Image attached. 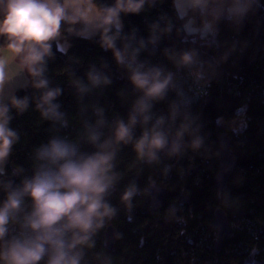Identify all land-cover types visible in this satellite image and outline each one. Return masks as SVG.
<instances>
[{
    "label": "trees",
    "instance_id": "16d2710c",
    "mask_svg": "<svg viewBox=\"0 0 264 264\" xmlns=\"http://www.w3.org/2000/svg\"><path fill=\"white\" fill-rule=\"evenodd\" d=\"M114 2L97 0L106 5ZM173 3L146 0L140 13H122L117 47L123 49L127 43L130 50L139 48L138 62L172 75L166 95L152 102L148 127L163 117L161 128L170 137L181 125H187L188 131L180 138L183 145L178 152H158V159L151 162L139 159L134 148L143 132L139 123L133 143L118 146L113 169L117 179L106 197L116 214L92 236L90 246H80V264H251L248 260L253 255L254 264L264 260V0H253L240 18L225 15L219 19L196 13L180 19ZM190 20L200 29L210 22L215 33L190 34L185 27ZM60 42L68 47L62 50ZM52 51L44 75L50 88L61 89L54 102L68 123L62 126L42 117L36 107L42 90L32 87V78L16 89L18 98H29V107L23 113L15 108L10 111L9 126L19 139L0 182H11L13 187L34 175L36 149L54 136L78 143L82 152H94L86 139V125L95 126L103 118L102 139L109 138L114 122H127L134 102L142 95L132 84L128 69L116 62L113 51L101 47L99 35L85 39L68 33L64 26ZM184 53L193 55L192 63H180ZM93 68L110 83L93 87L87 75ZM76 80L90 90L81 94ZM98 108L103 110L102 117ZM224 134L229 136L235 165L227 187L219 191L216 177ZM197 138L201 144L194 148ZM133 184L137 192L129 207L122 197ZM151 185L167 190L161 209L153 207L146 193ZM6 197L0 184V204ZM24 206L30 211V198H25ZM217 209L227 214L231 226V236L219 253ZM109 225L117 231L112 251L106 248ZM19 231V223H10L6 239ZM47 259L39 264H47Z\"/></svg>",
    "mask_w": 264,
    "mask_h": 264
},
{
    "label": "clouds",
    "instance_id": "9594fccd",
    "mask_svg": "<svg viewBox=\"0 0 264 264\" xmlns=\"http://www.w3.org/2000/svg\"><path fill=\"white\" fill-rule=\"evenodd\" d=\"M145 2L115 0L114 4L106 5L97 0H0V38L4 41L0 44V175L19 139L9 126L10 111L15 108L23 113L29 107L27 96L20 99L13 94L8 103L4 101L8 86L23 72L30 74L32 87L42 90L36 103L42 117L67 126L60 105L54 102L61 89L50 88L44 75L47 58L53 55V43L62 37V27L85 39L99 35L101 47L113 51L116 62L128 69L132 84L142 93L134 102L128 121L114 122L109 138L102 139L103 118L95 126L86 125V139L96 149L94 152H82L78 143L54 136L36 149L34 175L25 178L18 187L0 182L7 192L0 204V264H39L45 257L47 264H80L83 256L80 246H90L92 236L106 219L116 214L106 197L117 179L113 169L118 146L133 143L138 123L143 126L142 135L134 141L139 159L157 160V153L168 146L169 133L161 128L164 118H158L150 128L148 125L152 102L166 95L172 82L171 73L164 75L163 69L146 68L138 62L139 48L130 50L127 43L123 49L117 47L123 29L121 14L140 13ZM252 3L253 0H174L173 6L180 19L189 13L219 19L225 15L240 18ZM204 28L211 31L212 24L206 23ZM192 60L191 53H184L180 63L190 64ZM87 75L93 87L110 83L95 68ZM74 83L81 94L90 90L80 80ZM96 111L103 116L102 109ZM187 131L188 126L181 125L175 136L181 138ZM200 144L197 138L192 146ZM178 151L179 144L173 143L171 153ZM136 192L133 184L123 194L122 199L129 202V207ZM26 197L31 199L30 211L24 206ZM13 222L19 223L20 231L6 239Z\"/></svg>",
    "mask_w": 264,
    "mask_h": 264
},
{
    "label": "water",
    "instance_id": "95a60500",
    "mask_svg": "<svg viewBox=\"0 0 264 264\" xmlns=\"http://www.w3.org/2000/svg\"><path fill=\"white\" fill-rule=\"evenodd\" d=\"M173 143L179 144V149L183 145L180 138H177L176 136H172L169 138L168 146L165 147L163 150H160L159 153L161 155H165L166 153H168V151L171 150V146ZM234 165H235V157L231 149V142L229 136L227 134H224L222 137L220 168L216 177V187L219 191H223L227 187L234 173ZM146 193L150 197L151 203L154 208L161 209L165 205L168 196L167 190L165 188L158 187L156 185H151L147 189ZM214 217L218 230L216 250L217 253H219L224 243L231 236V226L227 214L222 209H217L215 211ZM105 239H106L107 250L112 251L117 239V231L112 225H109L107 227L105 232Z\"/></svg>",
    "mask_w": 264,
    "mask_h": 264
},
{
    "label": "rangeland",
    "instance_id": "374dc122",
    "mask_svg": "<svg viewBox=\"0 0 264 264\" xmlns=\"http://www.w3.org/2000/svg\"><path fill=\"white\" fill-rule=\"evenodd\" d=\"M188 27H187V31L190 33V34H198V33H203L202 35H204V36H208V35H211V34H213V33H215V29L213 28V26H212V30L211 31H206L205 30V28L203 27L202 29H200L199 27H196L194 24H193V21L192 20H190L189 22H188ZM202 31V32H201ZM59 46H60V48L62 49V50H65L67 47H68V45H67V43H62V42H60L59 43ZM19 87H22V86H19ZM24 87V86H23ZM5 101V103L6 102H8L9 100L6 98V100H4ZM7 161H8V159H7ZM7 163V162H6ZM5 163V164H6ZM4 167H5V165H4ZM248 262L249 263H251V264H254V263H256L257 262V259L254 257V255L248 260ZM258 263H260V264H264V260H260V261H258Z\"/></svg>",
    "mask_w": 264,
    "mask_h": 264
},
{
    "label": "crops",
    "instance_id": "0c3cea01",
    "mask_svg": "<svg viewBox=\"0 0 264 264\" xmlns=\"http://www.w3.org/2000/svg\"><path fill=\"white\" fill-rule=\"evenodd\" d=\"M0 44H1V38H0ZM31 76L26 71L22 73L21 76L17 77L13 84H10L7 88V91L5 93L4 100L6 98L8 99L9 96L13 95L19 86H25L30 82Z\"/></svg>",
    "mask_w": 264,
    "mask_h": 264
}]
</instances>
